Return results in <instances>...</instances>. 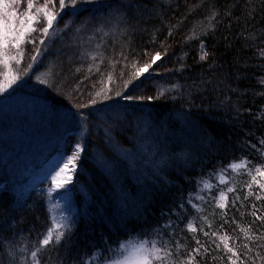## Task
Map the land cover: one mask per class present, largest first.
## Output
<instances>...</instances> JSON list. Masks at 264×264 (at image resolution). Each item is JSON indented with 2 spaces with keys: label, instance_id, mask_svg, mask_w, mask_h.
I'll return each instance as SVG.
<instances>
[{
  "label": "trees",
  "instance_id": "16d2710c",
  "mask_svg": "<svg viewBox=\"0 0 264 264\" xmlns=\"http://www.w3.org/2000/svg\"><path fill=\"white\" fill-rule=\"evenodd\" d=\"M28 2L8 0L4 9L26 13ZM79 9L73 30L81 37L65 31L47 43L37 31L35 43L21 44L23 59L11 49L20 64L0 55V82L16 76L35 86L26 98L37 110L33 136L59 132L49 153L83 148L70 184L77 210L61 241L41 251V264H95L130 239L166 246L168 264L186 261L197 240L204 248L193 253L196 264H264V220L252 215H264V198H256L264 191L252 180L264 183L255 171L264 170V0H93ZM110 12L117 20L86 37L93 27H81ZM157 52L161 59L126 92L144 99L117 97ZM11 176L0 166V264H32L31 251L53 228L45 189L38 181L16 195Z\"/></svg>",
  "mask_w": 264,
  "mask_h": 264
},
{
  "label": "rangeland",
  "instance_id": "374dc122",
  "mask_svg": "<svg viewBox=\"0 0 264 264\" xmlns=\"http://www.w3.org/2000/svg\"><path fill=\"white\" fill-rule=\"evenodd\" d=\"M114 17L115 13L110 12L90 24H84L81 28H84V34H86L93 27L86 34V37H90L94 33H99L106 25L114 23L117 20ZM76 18V15H73L70 10L64 16L61 13L55 22L54 28L50 30L49 35L46 37V42H53L58 35L65 31L81 37L80 32L73 30V27L77 26V23H75ZM82 20H86V18ZM12 22V14L4 8H0V23L3 24V30L11 31ZM59 22H62V24ZM15 24L17 30H19L20 23L18 19H16ZM86 42H88L86 43L87 49L90 41ZM44 47L42 50H44ZM10 80V77H5L1 78L0 82V85H5L7 89L6 92L0 93V131L3 132L2 136L6 137V139L3 137V140L0 138L5 149L4 151L3 147L0 146V166L7 165L9 174L12 175L11 177L15 182L16 195L24 196V191L27 188L33 187L38 181H41L45 189L52 227L55 228L53 218H55V221L64 220L69 225L73 220V213L77 210L70 187L71 183L67 185L68 191L65 194L64 189L55 188L51 179L62 167L61 157L63 156L66 159L68 155L58 152L49 153L46 148L51 143L58 141L59 132L55 130L54 133H51L50 129H45V134L49 135H45L43 138L38 135L33 136L32 127L37 121L35 117L37 110L34 108V102L28 101L26 98L34 97L35 86L21 81L19 83L15 82L7 88ZM81 135L82 131L80 130L78 137ZM70 175L73 179L74 173H70ZM62 179H64L63 176L57 178L58 181ZM50 187L53 188L51 194H49ZM53 205H58V207L53 208ZM141 242H144L145 248H150V244L145 241L130 239L117 247L111 256L99 259L95 264H126L125 258L129 257L130 254L134 256V259L129 260L127 264H136L138 257L133 253L131 246L138 245Z\"/></svg>",
  "mask_w": 264,
  "mask_h": 264
},
{
  "label": "snow or ice",
  "instance_id": "6c2138e0",
  "mask_svg": "<svg viewBox=\"0 0 264 264\" xmlns=\"http://www.w3.org/2000/svg\"><path fill=\"white\" fill-rule=\"evenodd\" d=\"M22 0H11L12 5H16L21 3ZM93 0H59V7H56V0H44L42 4H39L38 6H34V4L29 0V2L26 5L27 13H18L13 12V22H12V28L11 31H4L3 30V24L0 23V49L5 50L3 53H0V55L5 56V64H7L8 59H12L16 61V64H20V60L16 59L15 55H9L11 49H16L17 55L23 59V50L21 49L22 43H35V41L32 39V34L35 32H40L43 36L47 37L49 35L50 30L54 28L55 22L57 21L58 17H60L61 13L67 14L70 10L73 15H79L80 9L79 5L82 3H92ZM9 6L8 0H0V8H7ZM35 7V12H32V9ZM84 11H87L86 9ZM215 16V12L213 13V17ZM16 19H19L20 28L17 30L15 21ZM42 21H46L43 27H37L39 24H41ZM10 37V38H9ZM41 44L44 43L43 40L40 41ZM264 54V52H262ZM40 55V49L37 48L36 54L32 55L30 59L35 63ZM208 56V53L206 51H202L200 55V60H206ZM93 59H96V57H93ZM161 59V54L159 52L155 53V55L152 57L151 63L145 64L142 67H135V62H133V67H135L134 74L124 82V91H118L115 93L117 97L120 99H123L127 102H132L135 100L144 99V97H134L127 95L126 92L129 89L130 85L134 84L135 80H138L142 75L145 73H149L150 68L153 64H155L158 60ZM127 67V65H126ZM33 68V64L30 63L28 66L22 71L26 75L28 71H30ZM99 70V69H97ZM91 71V67H90ZM123 75V74H122ZM17 79L16 76H13L11 80L8 82V86H11L12 83L15 82ZM109 82L112 81L111 75L108 77ZM40 83H45V81L41 80ZM261 83L264 84V79L261 80ZM138 87V85H135ZM178 85L173 84L171 86V89H164L161 88L158 90L157 95L155 97H147V99H156L160 96H163L165 91H170L172 89H176ZM6 86L0 85V93L5 92ZM110 90V89H109ZM100 92H97L96 95H100ZM106 98L111 99L112 97L107 96L105 93ZM97 101L95 99L91 100V104L87 106L94 105ZM81 117H83V113L79 114ZM107 134V133H106ZM83 151L82 145L80 143H77L72 151L71 155H68L65 159L63 156L61 157L62 161V167H60L59 171L56 172L54 176L51 177L52 184L55 186L56 189H64L65 194L67 193V185L72 183V177L70 173H74L77 168V161L80 158V154ZM242 166L246 167L247 165L242 163H233L229 165L230 168L233 170H239ZM255 171L257 174H259L261 177H264V170H262V166H256ZM64 177V179L58 181V177ZM252 180L256 182L260 189L264 191V183H260V181L256 180L255 176H252ZM249 188H251V184L248 185ZM204 188H209V185L207 183L204 184ZM53 191V188H49V194ZM227 191L231 192L233 189L229 187ZM252 193L249 192V195ZM202 199V197H200ZM247 198V197H245ZM257 199H262L264 197H261L259 194L256 195ZM220 199L224 200L226 199L225 193H220ZM217 206L220 208H224L225 204L217 202ZM58 207V205H53V208ZM255 207V206H254ZM253 216L256 217L257 220H264V215H257L254 211L252 213ZM55 228H49L47 231V234L43 236L42 239L39 240L38 246L36 247V250L31 251V261L32 264H41L40 262V253L41 251L48 245H50L53 240L55 242H60L62 237L65 235V229L69 227V225L64 222V220L61 221H55V218H53ZM227 223V221H225ZM187 228L190 231H196V228L193 226L192 223H189L187 225ZM55 233V235H54ZM206 236L209 235L207 232L204 233ZM213 236L216 235L215 232L212 233ZM259 239L264 240V235H259ZM222 240H227V237H221ZM150 244V248H145L144 242L139 243L138 245H132L131 248L133 250V253L136 254L138 259H136V264H154V261H158L159 264H168L167 257H170L172 254L170 252H167V247L163 246H157L156 242H147ZM196 243L200 245L198 248H194L191 252L187 253V259L186 261H181L179 264H196V257L193 255V253H199L201 248H204V245L200 244V241L197 240ZM179 247V246H178ZM224 247L227 249L228 252L233 253V255H237L236 252H234L233 248L230 247L227 243H224ZM247 247V245H245ZM164 251L166 253L165 256L159 255ZM205 251L207 249L205 248ZM264 258V257H262ZM134 259V256L130 254L129 257L125 258L126 264L129 260ZM231 260L232 258L229 257ZM232 264H236V261H232Z\"/></svg>",
  "mask_w": 264,
  "mask_h": 264
}]
</instances>
